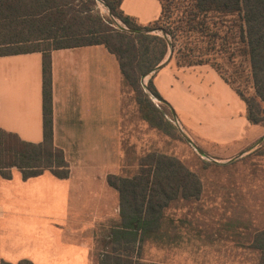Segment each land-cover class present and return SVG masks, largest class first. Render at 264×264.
Instances as JSON below:
<instances>
[{
    "label": "trees",
    "instance_id": "1",
    "mask_svg": "<svg viewBox=\"0 0 264 264\" xmlns=\"http://www.w3.org/2000/svg\"><path fill=\"white\" fill-rule=\"evenodd\" d=\"M101 1L126 28L160 29L164 35L131 34L107 26L92 11L95 0H0V56L42 53L43 130L39 143L0 130L1 178L10 179L13 168L24 180L44 172L59 179L69 177V163L53 141L52 50L104 46L119 65L120 87L131 91L138 118L173 136L177 130L171 107L154 103L141 86V78L167 58L170 44L177 66H211L244 103L248 122L264 126V0H159L161 15L146 27L121 11L123 0ZM147 89L161 98L153 76ZM252 155L264 156V143ZM106 181L118 193L119 223L103 240L105 252L96 257L97 264H163L146 259L143 247L178 244L180 227L186 222L175 223L168 210L175 203L198 200L200 179L177 158L153 151L138 159L134 174H109ZM263 236L264 231L254 243ZM0 264L12 263L0 259Z\"/></svg>",
    "mask_w": 264,
    "mask_h": 264
},
{
    "label": "crops",
    "instance_id": "2",
    "mask_svg": "<svg viewBox=\"0 0 264 264\" xmlns=\"http://www.w3.org/2000/svg\"><path fill=\"white\" fill-rule=\"evenodd\" d=\"M120 9L144 27L161 15L159 0H123ZM50 57L53 141L70 174L24 180L13 168L10 179L0 177V259L97 264L103 240L119 223L118 193L106 178L114 165L122 78L102 45L52 50ZM153 84L197 141L234 145L252 126L244 103L209 65L179 67L171 57ZM0 130L42 141L41 52L0 56ZM99 226L107 230L94 252Z\"/></svg>",
    "mask_w": 264,
    "mask_h": 264
},
{
    "label": "rangeland",
    "instance_id": "3",
    "mask_svg": "<svg viewBox=\"0 0 264 264\" xmlns=\"http://www.w3.org/2000/svg\"><path fill=\"white\" fill-rule=\"evenodd\" d=\"M92 11L105 19L107 26L120 30L117 22L125 27L98 0ZM155 33L162 34L158 31L151 34ZM226 68L232 70L231 66ZM243 68L247 71L248 64L243 62ZM151 76L154 74L141 84L144 91ZM117 111L116 147L110 150L114 165L108 174L132 175L137 171L138 159L155 151L180 160L197 175L202 186L198 200L178 202L168 210L175 223L179 219L186 222L180 227L178 244L148 243L143 249L144 257L163 264H264V236L254 243L255 237L264 231V156L252 155L264 141L238 157L264 136V126L252 125L241 142L218 146L193 139L176 117L185 134L203 152L201 155L179 134L172 112L171 122L177 130L173 136L151 129L140 120L132 93L123 85L119 87ZM106 230L97 228L94 252L100 248Z\"/></svg>",
    "mask_w": 264,
    "mask_h": 264
},
{
    "label": "water",
    "instance_id": "4",
    "mask_svg": "<svg viewBox=\"0 0 264 264\" xmlns=\"http://www.w3.org/2000/svg\"><path fill=\"white\" fill-rule=\"evenodd\" d=\"M100 2H102L101 0H98ZM103 3V2H102ZM104 4V3H103ZM110 11V10H109ZM111 14V12H110ZM115 21V20H114ZM117 24V28H119L121 31H126L128 33H131V34H137V33H145V34H151V33H154L155 31H158V32H161L163 35H164V32L160 29H140V30H130L126 27H123V26H120L117 22H115ZM169 54H168V57L167 59L161 63L160 65H158L156 68H154L151 72L145 74L142 78H141V84L144 83V79L146 77H148L149 75H152L154 73H156L157 71H159L163 66L166 65L167 62L170 61L172 55H173V52H172V47L171 45L169 44ZM145 91L147 92V94L149 95L150 99L153 101V102H158V103H164V101L159 98V97H156L154 96L151 92H149V90L147 89V87L145 88ZM172 117H173V122H174V125L176 126L179 134L184 138V140H186L191 146H193V148H195V150L201 154V155H204L203 152L195 145L193 144V142L191 141V139L185 134V132L183 131V129L181 128V126L179 125L178 123V120L176 118V115L175 113L172 111ZM264 141V136L261 137L257 142H255L252 146L248 147L245 152L241 153L238 157H241L242 155L246 154V153H249L250 151H252L257 145H259L261 142Z\"/></svg>",
    "mask_w": 264,
    "mask_h": 264
}]
</instances>
